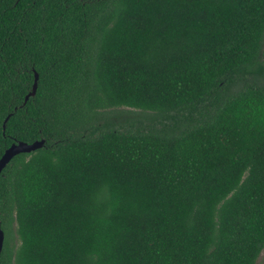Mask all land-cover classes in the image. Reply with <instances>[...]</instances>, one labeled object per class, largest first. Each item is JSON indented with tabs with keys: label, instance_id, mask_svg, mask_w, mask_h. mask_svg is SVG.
<instances>
[{
	"label": "trees",
	"instance_id": "1",
	"mask_svg": "<svg viewBox=\"0 0 264 264\" xmlns=\"http://www.w3.org/2000/svg\"><path fill=\"white\" fill-rule=\"evenodd\" d=\"M35 140L0 264H255L264 0H0V155Z\"/></svg>",
	"mask_w": 264,
	"mask_h": 264
},
{
	"label": "water",
	"instance_id": "2",
	"mask_svg": "<svg viewBox=\"0 0 264 264\" xmlns=\"http://www.w3.org/2000/svg\"><path fill=\"white\" fill-rule=\"evenodd\" d=\"M36 83H37V73L33 70V80L32 84L30 86V90L24 95L23 102L26 101V99L29 96H33L36 89ZM8 116H6L3 119L2 122V129L4 128V122L6 121ZM43 144V140H35L30 143H26L23 141H16L9 144L8 147H6L2 154L0 155V171L2 168L8 163V161L16 154L21 152H30L37 148H39ZM2 241H3V232L0 229V250L2 247Z\"/></svg>",
	"mask_w": 264,
	"mask_h": 264
},
{
	"label": "rangeland",
	"instance_id": "3",
	"mask_svg": "<svg viewBox=\"0 0 264 264\" xmlns=\"http://www.w3.org/2000/svg\"><path fill=\"white\" fill-rule=\"evenodd\" d=\"M110 114H113V112L117 113H121L122 115H120L121 120L118 119V122H120L119 124H122L120 126L121 127H127V122L124 121V117H126L127 119H137L139 121H141L143 124L146 123V121L149 119L151 112H140L137 109H133V108H129V107H118V108H112L109 110ZM116 121V119H115ZM117 122V123H118ZM255 264H264V247L262 248V250L260 251Z\"/></svg>",
	"mask_w": 264,
	"mask_h": 264
}]
</instances>
